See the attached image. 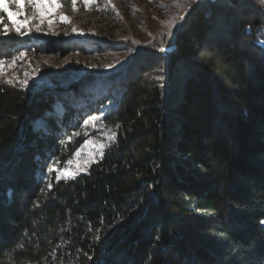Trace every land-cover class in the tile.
I'll return each instance as SVG.
<instances>
[{"label": "trees", "instance_id": "obj_1", "mask_svg": "<svg viewBox=\"0 0 264 264\" xmlns=\"http://www.w3.org/2000/svg\"><path fill=\"white\" fill-rule=\"evenodd\" d=\"M44 44L9 31L0 60ZM144 54L67 87L0 80V264H264V0L192 1ZM87 119L110 141L58 180Z\"/></svg>", "mask_w": 264, "mask_h": 264}, {"label": "rangeland", "instance_id": "obj_2", "mask_svg": "<svg viewBox=\"0 0 264 264\" xmlns=\"http://www.w3.org/2000/svg\"><path fill=\"white\" fill-rule=\"evenodd\" d=\"M192 1L195 0H90L86 7L84 0H76L77 10H73L72 0H54L53 7L45 6L40 13L43 22L38 18L28 26H21V36H42L45 49L38 56L21 50L4 60L0 80L30 90L37 86L52 87L55 81L60 82L57 86L67 87L70 81L91 74L116 75L130 60L137 61L145 52L158 55L170 50L174 33ZM55 2L63 6L57 7ZM14 8L8 6L5 12L8 17ZM30 12L31 9H25V13ZM44 12L48 15L44 16ZM62 16L67 17L66 22L60 20ZM11 19L22 22L24 14ZM87 40L107 48L97 53L86 51V47L80 51L79 46H84ZM66 46L77 50L69 52ZM147 77L158 79L155 73ZM96 120L85 121L82 129L89 135L59 176L74 177L101 158L110 137L108 130L94 128ZM50 167L56 169L55 165L48 166L49 171H54Z\"/></svg>", "mask_w": 264, "mask_h": 264}, {"label": "snow or ice", "instance_id": "obj_3", "mask_svg": "<svg viewBox=\"0 0 264 264\" xmlns=\"http://www.w3.org/2000/svg\"><path fill=\"white\" fill-rule=\"evenodd\" d=\"M90 0H84V4L87 7L89 5ZM54 0H4L3 3H0V12H7L8 6L14 5L15 8L11 13V16H20L21 14H24V20L22 22L17 20H12L11 16L9 17L11 28H9L8 25L4 24L3 22V16H0V35H7L9 31L14 30L17 34L22 35L21 32V26L22 24L24 26L30 25V22L35 19H40L41 22H43V17L40 16V13L44 11L45 6L47 7H53ZM55 6L60 7L63 6L59 2H55ZM31 9L30 13H25V9ZM72 8L73 10H77L76 0H72ZM47 12H44V16H47ZM60 20L63 22L67 21V17H60ZM52 21H49L51 23ZM75 31V29H74ZM23 53H21V56ZM15 60L13 61V63ZM6 61L0 60V65L5 64ZM27 76V73H25ZM91 143V142H90ZM103 147L102 145L100 146ZM79 155V153H77ZM69 164L72 163V161H68ZM50 170H56L52 169L50 167ZM57 179H60V176H57ZM262 224H264V220L261 221Z\"/></svg>", "mask_w": 264, "mask_h": 264}]
</instances>
